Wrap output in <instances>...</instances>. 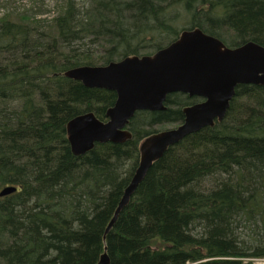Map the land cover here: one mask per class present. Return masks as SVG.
<instances>
[{
  "label": "trees",
  "instance_id": "1",
  "mask_svg": "<svg viewBox=\"0 0 264 264\" xmlns=\"http://www.w3.org/2000/svg\"><path fill=\"white\" fill-rule=\"evenodd\" d=\"M61 1L49 19L0 18V190L15 187L0 196V264H96L104 249L108 264L263 260L264 85H238L222 120L168 147L104 235L140 142L199 99L171 93L134 113L129 140L74 155L67 122L104 121L116 95L64 72L152 54L195 27L264 46V0Z\"/></svg>",
  "mask_w": 264,
  "mask_h": 264
},
{
  "label": "water",
  "instance_id": "2",
  "mask_svg": "<svg viewBox=\"0 0 264 264\" xmlns=\"http://www.w3.org/2000/svg\"><path fill=\"white\" fill-rule=\"evenodd\" d=\"M64 76L116 95L105 121L86 112L67 122L66 138L74 155L87 153L95 143L129 140L132 134L127 125L134 113L165 109L167 94L179 92L202 99L182 108L181 123L153 132L140 142L138 165L106 225V234L149 167L168 147L222 120L238 85H264V46L248 41L228 47L199 28L186 29L152 54L129 55L105 65H81L66 70ZM14 191L15 187L6 186L0 196ZM108 263L104 249L96 264Z\"/></svg>",
  "mask_w": 264,
  "mask_h": 264
},
{
  "label": "rangeland",
  "instance_id": "3",
  "mask_svg": "<svg viewBox=\"0 0 264 264\" xmlns=\"http://www.w3.org/2000/svg\"><path fill=\"white\" fill-rule=\"evenodd\" d=\"M76 1L80 3L84 0ZM61 2V0H0V18L11 15L36 21L49 19L58 13ZM176 26L180 28L183 24L179 21ZM252 264H264V260H254Z\"/></svg>",
  "mask_w": 264,
  "mask_h": 264
},
{
  "label": "flooded vegetation",
  "instance_id": "4",
  "mask_svg": "<svg viewBox=\"0 0 264 264\" xmlns=\"http://www.w3.org/2000/svg\"><path fill=\"white\" fill-rule=\"evenodd\" d=\"M170 94H171V93H170ZM167 95H169V94H167ZM167 95H166V96H167ZM165 98H166V97H165ZM198 99H199V100H198L197 102H200V101H202V99H201V98H199V97H198ZM197 102H195V103H197ZM193 104H194V103H193ZM190 105H191V104H190ZM148 111H149V110H148ZM105 120H106V119H105ZM105 120H104V121H105ZM182 120H183V118H182ZM182 120L180 121V123L182 122ZM178 124H179V123H178ZM178 124H176V125H178ZM176 125H174V126H176ZM174 126H173V127H174ZM127 127H128V126H127Z\"/></svg>",
  "mask_w": 264,
  "mask_h": 264
},
{
  "label": "bare ground",
  "instance_id": "5",
  "mask_svg": "<svg viewBox=\"0 0 264 264\" xmlns=\"http://www.w3.org/2000/svg\"><path fill=\"white\" fill-rule=\"evenodd\" d=\"M195 28H197V27H195ZM192 29H194V28H192ZM184 30H186V29H184ZM189 30V29H188ZM182 31V30H181ZM253 42V41H252ZM241 85V84H240ZM236 89V88H235ZM175 93H178V92H175ZM166 107V106H165ZM167 128H172V126H169V127H167ZM163 130V129H162ZM95 144H97V143H95ZM70 146V145H69ZM89 152V151H88ZM83 155V154H82ZM138 165V164H137ZM136 169V168H135ZM135 171V170H134ZM134 173V172H133ZM133 175V174H132ZM132 177V176H131ZM131 179V178H130ZM105 235V234H104ZM264 260V259H263Z\"/></svg>",
  "mask_w": 264,
  "mask_h": 264
}]
</instances>
